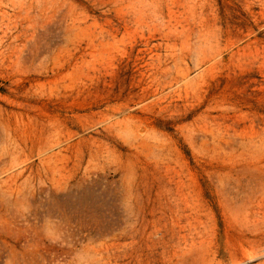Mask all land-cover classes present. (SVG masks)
<instances>
[{"label": "rangeland", "instance_id": "obj_1", "mask_svg": "<svg viewBox=\"0 0 264 264\" xmlns=\"http://www.w3.org/2000/svg\"><path fill=\"white\" fill-rule=\"evenodd\" d=\"M0 264H264V0H0Z\"/></svg>", "mask_w": 264, "mask_h": 264}, {"label": "bare ground", "instance_id": "obj_2", "mask_svg": "<svg viewBox=\"0 0 264 264\" xmlns=\"http://www.w3.org/2000/svg\"><path fill=\"white\" fill-rule=\"evenodd\" d=\"M254 257V256H253Z\"/></svg>", "mask_w": 264, "mask_h": 264}]
</instances>
